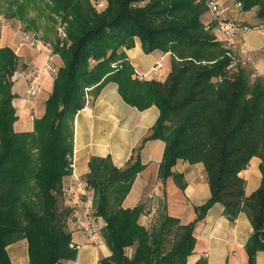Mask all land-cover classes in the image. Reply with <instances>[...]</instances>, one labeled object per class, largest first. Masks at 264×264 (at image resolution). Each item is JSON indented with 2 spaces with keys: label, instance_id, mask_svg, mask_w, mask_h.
Returning a JSON list of instances; mask_svg holds the SVG:
<instances>
[{
  "label": "trees",
  "instance_id": "1",
  "mask_svg": "<svg viewBox=\"0 0 264 264\" xmlns=\"http://www.w3.org/2000/svg\"><path fill=\"white\" fill-rule=\"evenodd\" d=\"M92 1L0 0V15L22 22L34 10L44 16L45 4L49 19L55 23L58 17L67 35L63 46L54 38L53 52L63 65L32 132L15 129V74L26 66L13 48L0 47V264H12L7 247L21 239L28 242L30 264L76 260L70 230L74 210L64 194L72 174L75 118L87 97L95 100L108 82L118 85L130 106L141 111L157 106L160 116L125 168L111 157H93L82 176L94 191V215L104 221L99 236L112 252L100 264H189L196 225L216 204L232 222L242 212L248 215L253 233L246 250L249 264H256L264 252V77H254L250 66L228 70L223 41L206 29V0H106L101 11ZM235 1L244 12L257 8L264 21V0ZM37 20H29L30 30H38ZM137 38L146 54H171L164 81L136 74L126 50ZM153 140L166 144L159 168L163 182L173 177L185 190L184 176L173 168L180 162L205 168L211 197L196 207L190 224L171 216L166 202L159 203L148 224L142 219L150 215V204L123 206L145 169L140 151ZM254 157L260 159L262 183L247 197L242 173Z\"/></svg>",
  "mask_w": 264,
  "mask_h": 264
},
{
  "label": "crops",
  "instance_id": "2",
  "mask_svg": "<svg viewBox=\"0 0 264 264\" xmlns=\"http://www.w3.org/2000/svg\"><path fill=\"white\" fill-rule=\"evenodd\" d=\"M223 3L226 9L224 18L248 26H260L257 30L252 29L238 36L237 41L239 55L252 60L249 69L254 74L264 77V21L257 18V8L249 12H240L235 10V0H223ZM3 11H6L5 7ZM0 21L7 23L2 30L0 28V47L18 48L16 54L29 69L33 67L45 69L52 41H45L43 38L36 51L32 48L33 51L29 48L26 50V47L20 49L18 47L20 33L15 30V26L18 25L20 28L22 21L10 19L4 14L0 15ZM38 26L40 24L37 22ZM126 54L138 76L148 74L157 64L161 65L158 73H152L145 80L164 81L171 71V54L160 51L146 54L138 38L135 47L126 50ZM54 58L60 68L63 65L61 57L55 54ZM55 76L50 71H44L42 75V90L33 104L35 119L41 118L45 113L46 101L52 92ZM26 89L24 81H19L14 86L17 98L13 105L18 117L15 129L18 132H32L34 129L35 119H32L30 105L26 102ZM91 98L75 118L72 163L77 174L83 177L89 173V162L93 157H111L115 166L125 168L134 155V150L150 134L160 116L157 106L141 111L127 104L119 93L118 85L113 82L106 83L95 100L93 96ZM165 146L161 140L149 141L144 145L140 151V159L145 169L136 178L123 206L126 209H133L142 202L150 204V215L142 219V222L147 224L149 218L156 212V204L166 202L168 213L187 225L195 221L196 207L205 204L211 197L205 168L202 164L192 165L188 162H180L173 168L174 173L184 176L185 190L178 187L173 177L163 182L159 178V168L163 161ZM242 175L246 179L245 193L249 197L262 183L260 159L252 158ZM82 223V216L79 221L73 218L70 222L72 242L81 245V248L78 250L76 260L65 264H100V261L109 258L112 252L107 245L86 244L81 231ZM98 223L100 226L104 225L102 218L98 217ZM252 233L253 227L245 212L232 222L224 215V207L216 204L209 210L206 218L196 225L197 243L194 254L189 258V264H197L200 260H206L207 264H249L246 244ZM7 251L12 264H30L26 239L9 245ZM130 252L132 254V250ZM256 264H264V252L258 253Z\"/></svg>",
  "mask_w": 264,
  "mask_h": 264
},
{
  "label": "built area",
  "instance_id": "3",
  "mask_svg": "<svg viewBox=\"0 0 264 264\" xmlns=\"http://www.w3.org/2000/svg\"><path fill=\"white\" fill-rule=\"evenodd\" d=\"M92 4L98 11L105 9L107 6L106 0H93ZM206 5L211 17V20L206 23V29L212 30L217 36L222 37L224 48L226 49L230 59L228 70H235L239 65L250 66L252 64L251 60L239 57L235 39L238 36L252 30V28L234 21H225L223 14L226 9L222 0H206ZM235 10H243V5L241 2L235 3ZM26 35V41H28V45L32 48H38L42 41V39H40L38 36L39 34L36 32H31ZM56 37L60 41V46H63L62 41L67 37V35L65 32V26L61 23H59ZM49 46L51 51L47 58L45 69L35 68L32 70H19L15 74L16 81H24L26 83V102L30 105L32 119H35L33 104L42 90V75L44 71H50L54 75H56L59 71V67L54 58L55 54L53 52V47L52 45ZM160 68L161 65L157 64L148 74L138 77L140 79H145L152 75V73H158ZM254 77L260 76L255 73ZM87 99L89 102V96ZM75 168L76 167L74 163H72V174L68 178V183L64 189L66 205L74 210V218L78 219V221L80 220L81 216L83 217L81 231L84 234L86 244L94 246L106 245L99 236V230L101 226L98 223V218L94 215L95 210L93 188L87 184L82 176L77 174ZM71 247L79 250L81 245L72 243Z\"/></svg>",
  "mask_w": 264,
  "mask_h": 264
},
{
  "label": "rangeland",
  "instance_id": "4",
  "mask_svg": "<svg viewBox=\"0 0 264 264\" xmlns=\"http://www.w3.org/2000/svg\"><path fill=\"white\" fill-rule=\"evenodd\" d=\"M223 1V0H222ZM107 2V1H106ZM224 4V3H223ZM41 9H42V11H44V9H45V12H46V14L44 15V16H42V17H38L41 13H39L38 11H36V10H34V11H32L31 12V15H29L28 17H27V19H26V21L25 22H22L21 24V27L19 28L18 27V25H16L15 26V30L17 29V31H19V33H20V35L18 36V40H19V48L21 49V48H25L26 50H28V48H29V50H32V49H34V51H36L35 49L36 48H32V47H30L29 45H28V41H26V34H28V33H31V32H33L32 30H30V27H29V24H31V22L29 21V20H36V19H38L37 21H38V24H40V26H38V30H34L36 33H38L39 35V37H40V39H42L43 40V38L44 39H46L45 41H52V44H54L55 43V41H54V38H55V36L57 35V29H58V27H59V22H60V20H59V18L58 17H56V21H55V23H53L50 19H49V15H47L48 14V10H47V8H46V6H45V4H42L41 5ZM237 11V10H236ZM240 12H242V11H240ZM32 16V17H31ZM205 17H206V21L205 22H209L210 20H211V17H210V13H209V11L207 12V14L205 15ZM40 18V19H39ZM224 20L225 21H228V19L227 18H224ZM28 21V22H27ZM37 21H35V23H34V25L35 26H37ZM229 21H231V20H229ZM33 22V21H32ZM0 24H2L1 25V30H2V28L7 24V23H2L1 21H0ZM239 24H243V23H239ZM249 27H251L253 30H257V29H254L253 27H255V26H249ZM259 29V28H258ZM22 32L24 33L25 32V34H22ZM213 32V35H214V37L215 38H217V40H222V37H220V36H217L216 34H215V32L214 31H212ZM249 32V31H248ZM23 38V39H22ZM238 38V37H237ZM237 38L235 39L236 40V44H237V49H238V52H239V44H238V41H237ZM1 45V44H0ZM40 45H41V43H40ZM39 45V46H40ZM32 48V49H31ZM15 50V52L18 50V48H16V49H14ZM33 51V50H32ZM17 53V52H16ZM19 54L21 55V51L19 52ZM18 55V54H17ZM238 55H239V53H238ZM239 57H241L240 55H239ZM241 58H244V57H241ZM250 60V59H249ZM252 61V60H251ZM32 69H35L34 67L33 68H27L26 67V69H24V70H32ZM91 98V97H90ZM92 99V98H91ZM156 206H159V203H157L156 204ZM149 220H150V218H149ZM149 222V221H148ZM148 224V223H147ZM130 250H132V249H128L127 250V253L130 255L131 254V252H130ZM132 253H133V250H132Z\"/></svg>",
  "mask_w": 264,
  "mask_h": 264
}]
</instances>
